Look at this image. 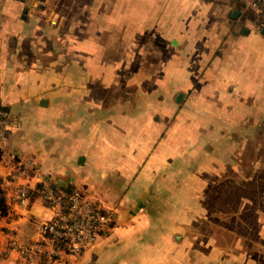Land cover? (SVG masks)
<instances>
[{"label": "crops", "instance_id": "1", "mask_svg": "<svg viewBox=\"0 0 264 264\" xmlns=\"http://www.w3.org/2000/svg\"><path fill=\"white\" fill-rule=\"evenodd\" d=\"M259 22L231 0H0V264L264 261L262 233L255 254L186 233L206 192L250 180L226 171L262 149ZM44 187L111 217L78 262L11 246L42 242Z\"/></svg>", "mask_w": 264, "mask_h": 264}, {"label": "built area", "instance_id": "2", "mask_svg": "<svg viewBox=\"0 0 264 264\" xmlns=\"http://www.w3.org/2000/svg\"><path fill=\"white\" fill-rule=\"evenodd\" d=\"M231 1L253 13L260 21V28L264 27V0ZM9 126L8 114L0 110V142L4 140ZM40 195L51 208V217L40 229L44 237L42 242L18 247L16 241H12V248H18L22 256L40 254L52 259L65 253L72 261H80L83 254L96 243L100 235L107 229L111 222L110 215L95 208L78 190L65 194L44 187ZM27 200V187H18L16 201L19 204H25Z\"/></svg>", "mask_w": 264, "mask_h": 264}, {"label": "rangeland", "instance_id": "3", "mask_svg": "<svg viewBox=\"0 0 264 264\" xmlns=\"http://www.w3.org/2000/svg\"><path fill=\"white\" fill-rule=\"evenodd\" d=\"M260 139L262 149L255 150L253 147L255 141L252 142L248 154L246 155L247 152L243 154L246 158L243 163L239 166L234 165L231 171H226V179L235 173L241 174L242 181L245 178L250 180L241 182L234 179L232 183L222 181L218 187L209 189L206 192L207 196L201 201L204 207L200 213L201 228L186 231L189 237L194 236L198 239L215 237L218 244L225 245L226 242L228 246L244 241L248 243L246 248L249 251L254 254L258 251L256 246L258 234L262 233L261 236L264 237V164L254 168L248 162L263 159L264 137ZM257 261L264 264L260 255Z\"/></svg>", "mask_w": 264, "mask_h": 264}, {"label": "trees", "instance_id": "4", "mask_svg": "<svg viewBox=\"0 0 264 264\" xmlns=\"http://www.w3.org/2000/svg\"><path fill=\"white\" fill-rule=\"evenodd\" d=\"M0 110H4V108L1 105H0ZM0 213H1V215H4L6 213V205H5L4 200L1 196H0Z\"/></svg>", "mask_w": 264, "mask_h": 264}, {"label": "water", "instance_id": "5", "mask_svg": "<svg viewBox=\"0 0 264 264\" xmlns=\"http://www.w3.org/2000/svg\"><path fill=\"white\" fill-rule=\"evenodd\" d=\"M262 34L264 35V29L262 30ZM179 99H180V96L178 97V101H179Z\"/></svg>", "mask_w": 264, "mask_h": 264}]
</instances>
